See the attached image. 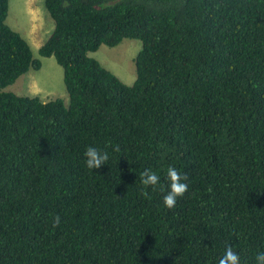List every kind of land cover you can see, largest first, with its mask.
I'll return each mask as SVG.
<instances>
[{
	"label": "trees",
	"instance_id": "1",
	"mask_svg": "<svg viewBox=\"0 0 264 264\" xmlns=\"http://www.w3.org/2000/svg\"><path fill=\"white\" fill-rule=\"evenodd\" d=\"M69 104L4 89L39 71L0 0V264H241L264 251V0H45ZM138 40L137 78L89 56ZM91 146L107 165L87 169ZM118 148L119 151H115ZM187 176L174 208L166 171ZM151 169L161 188L141 184Z\"/></svg>",
	"mask_w": 264,
	"mask_h": 264
},
{
	"label": "rangeland",
	"instance_id": "2",
	"mask_svg": "<svg viewBox=\"0 0 264 264\" xmlns=\"http://www.w3.org/2000/svg\"><path fill=\"white\" fill-rule=\"evenodd\" d=\"M44 2L45 0H10L7 24L28 41L34 58L41 59L43 65L39 71L30 69L4 91L19 96L38 97L44 102L60 98L68 105L69 95L64 83L63 68L54 57L39 56L40 47L55 28V22L46 10ZM141 49L140 41L125 39L116 47L102 45L97 52L90 53L89 56L97 59L125 84L132 85L137 78L135 59Z\"/></svg>",
	"mask_w": 264,
	"mask_h": 264
},
{
	"label": "clouds",
	"instance_id": "3",
	"mask_svg": "<svg viewBox=\"0 0 264 264\" xmlns=\"http://www.w3.org/2000/svg\"><path fill=\"white\" fill-rule=\"evenodd\" d=\"M115 151H119V149L116 148ZM84 156L86 167L91 171L100 169L102 165H107L110 160L108 152L91 146L86 149ZM166 178L168 180V189L166 195L163 196V205L168 209H172L175 207L178 198L182 197L188 189V184L185 182L187 176L180 173L175 167L169 166L166 171ZM139 179L145 187L151 186L154 191L158 187L163 190L160 175L151 169L142 172ZM218 264H241V257L233 250L232 246L228 245L223 255L219 258ZM255 264H264V251L256 253Z\"/></svg>",
	"mask_w": 264,
	"mask_h": 264
},
{
	"label": "crops",
	"instance_id": "4",
	"mask_svg": "<svg viewBox=\"0 0 264 264\" xmlns=\"http://www.w3.org/2000/svg\"><path fill=\"white\" fill-rule=\"evenodd\" d=\"M40 37L38 36V39H39Z\"/></svg>",
	"mask_w": 264,
	"mask_h": 264
}]
</instances>
